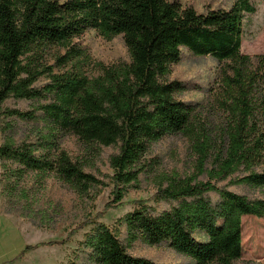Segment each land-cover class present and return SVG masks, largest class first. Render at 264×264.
I'll list each match as a JSON object with an SVG mask.
<instances>
[{
    "label": "trees",
    "instance_id": "obj_1",
    "mask_svg": "<svg viewBox=\"0 0 264 264\" xmlns=\"http://www.w3.org/2000/svg\"><path fill=\"white\" fill-rule=\"evenodd\" d=\"M256 11L252 0L205 13L181 0H0L6 212L56 229L61 215L32 208L29 185L41 188L53 177L81 202L63 220L67 240L93 226L70 264H166L134 254L137 243L168 246L195 264L239 261L242 219L264 218V55L241 50L245 16ZM88 31L107 41L121 36L130 61H94L77 42ZM184 52L220 65L206 91L209 105L183 101L190 84L170 79ZM42 78L48 83L38 86ZM14 99L33 106L8 107ZM175 136L190 142L192 172H166L152 155L155 144ZM68 138L90 146L86 153L116 149L106 162L111 174L94 159L74 157ZM145 180L156 191L122 219L124 234L99 221ZM111 186L113 200L93 215ZM153 201L163 210L147 206Z\"/></svg>",
    "mask_w": 264,
    "mask_h": 264
},
{
    "label": "rangeland",
    "instance_id": "obj_2",
    "mask_svg": "<svg viewBox=\"0 0 264 264\" xmlns=\"http://www.w3.org/2000/svg\"><path fill=\"white\" fill-rule=\"evenodd\" d=\"M184 5L192 4L196 9L205 13L208 9H230L235 0H181ZM256 13L246 15L242 35V53L249 56L264 55V0H252ZM88 50L94 61L108 65L127 63L130 57L123 44L121 36L107 41L96 31H88L77 40ZM53 62H50L52 64ZM219 63L211 57H196L184 52L183 61L174 66L171 80H182L190 89L182 96V100L192 103L209 105L206 91L211 88L216 79ZM90 72L94 70L90 68ZM48 80L42 78L37 84L45 86ZM10 108L26 111L33 106V102L26 100H11L7 104ZM1 141V137H0ZM66 148L74 156H85L96 160L103 174H111L107 168V159L116 153L114 148H101L86 153L90 146L76 138H68ZM152 155L157 157L166 172H192V151L190 142L184 136H175L155 144ZM3 167L0 162V264H70L74 261L93 226L85 227L75 236L67 240L70 232L69 225L64 223L80 209L79 198L66 186L53 177L42 184L41 188L34 183L35 197L32 208L36 211H47L53 218L61 215V221L56 229L50 230L38 222L21 218L16 213H7L8 201L2 195L5 186ZM155 181L145 180L140 189L131 190L123 202L126 205L119 209H109L99 220L114 232L122 235L125 229L121 225L122 219L140 209L138 201H145L155 193ZM113 186L105 189L94 204L93 215L101 213L105 206L113 200ZM147 206L163 210L164 205L149 202ZM7 214L8 216H6ZM65 220V221H63ZM53 242L54 245H46ZM43 244L31 252L24 253L27 246ZM242 257L235 264H264V218L246 216L242 219ZM132 251L138 256L153 259L166 264H195L191 259L181 256L168 246L149 247L141 243L133 246Z\"/></svg>",
    "mask_w": 264,
    "mask_h": 264
},
{
    "label": "crops",
    "instance_id": "obj_3",
    "mask_svg": "<svg viewBox=\"0 0 264 264\" xmlns=\"http://www.w3.org/2000/svg\"><path fill=\"white\" fill-rule=\"evenodd\" d=\"M6 216H8L7 214H5Z\"/></svg>",
    "mask_w": 264,
    "mask_h": 264
}]
</instances>
